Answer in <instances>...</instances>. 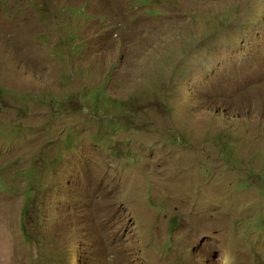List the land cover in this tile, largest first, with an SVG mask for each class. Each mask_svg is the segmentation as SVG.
Returning <instances> with one entry per match:
<instances>
[{"label":"rangeland","instance_id":"obj_1","mask_svg":"<svg viewBox=\"0 0 264 264\" xmlns=\"http://www.w3.org/2000/svg\"><path fill=\"white\" fill-rule=\"evenodd\" d=\"M0 264H264V0H0Z\"/></svg>","mask_w":264,"mask_h":264}]
</instances>
